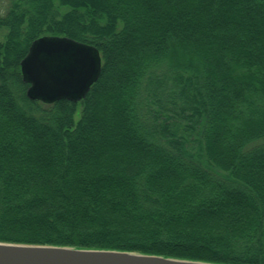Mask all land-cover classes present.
<instances>
[{
    "label": "trees",
    "instance_id": "trees-1",
    "mask_svg": "<svg viewBox=\"0 0 264 264\" xmlns=\"http://www.w3.org/2000/svg\"><path fill=\"white\" fill-rule=\"evenodd\" d=\"M0 241L264 264V0H6ZM44 34L94 44L78 101L30 99Z\"/></svg>",
    "mask_w": 264,
    "mask_h": 264
},
{
    "label": "water",
    "instance_id": "water-1",
    "mask_svg": "<svg viewBox=\"0 0 264 264\" xmlns=\"http://www.w3.org/2000/svg\"><path fill=\"white\" fill-rule=\"evenodd\" d=\"M30 99L52 103L83 99L99 78L102 57L94 44L66 35L35 38L20 61ZM0 264H226L138 251L0 241Z\"/></svg>",
    "mask_w": 264,
    "mask_h": 264
},
{
    "label": "rangeland",
    "instance_id": "rangeland-1",
    "mask_svg": "<svg viewBox=\"0 0 264 264\" xmlns=\"http://www.w3.org/2000/svg\"><path fill=\"white\" fill-rule=\"evenodd\" d=\"M6 0H0V8L3 10V5H5ZM4 29H0V41L4 40Z\"/></svg>",
    "mask_w": 264,
    "mask_h": 264
}]
</instances>
